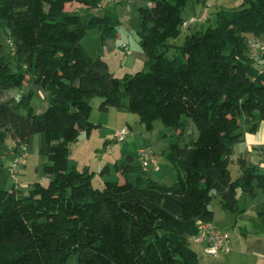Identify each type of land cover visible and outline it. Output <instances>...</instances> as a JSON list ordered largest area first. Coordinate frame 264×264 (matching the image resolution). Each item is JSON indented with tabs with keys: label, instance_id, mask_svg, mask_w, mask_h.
Returning <instances> with one entry per match:
<instances>
[{
	"label": "trees",
	"instance_id": "trees-1",
	"mask_svg": "<svg viewBox=\"0 0 264 264\" xmlns=\"http://www.w3.org/2000/svg\"><path fill=\"white\" fill-rule=\"evenodd\" d=\"M101 1L0 0V30L15 46L0 55V145L12 137L14 160L40 135L50 179L28 190L0 188V264H198L190 237L214 222L213 199L239 212V189L264 191V167L234 158L244 131L264 123V51L254 55L246 37L264 36V0L218 12L216 25L188 33L173 58L170 41L183 32L190 0H150L139 7L138 30L149 60L122 77L105 70L104 41L119 33L111 15L96 12ZM69 3L85 11L66 10ZM30 82L46 92L45 111L34 108L32 90L17 104L2 99L4 90ZM96 96L100 111L134 113L147 131L160 122L182 137L194 121L197 138L168 149L179 171L173 184L139 176L94 187L95 171L70 167L71 144L101 125L91 119ZM233 161L242 171L237 178ZM132 169L125 166L126 178ZM259 216L264 221V204Z\"/></svg>",
	"mask_w": 264,
	"mask_h": 264
},
{
	"label": "rangeland",
	"instance_id": "rangeland-1",
	"mask_svg": "<svg viewBox=\"0 0 264 264\" xmlns=\"http://www.w3.org/2000/svg\"><path fill=\"white\" fill-rule=\"evenodd\" d=\"M102 2L103 4H105V6L101 8L99 3L98 7L96 8V12L100 14L107 13L111 15L114 18L115 22L117 21L116 29L119 33V37H121L123 41L127 42L130 47H134V45H137V42L140 39V34L138 33V30H141L142 28V19L139 13V7L147 6L150 0H130L123 3H116V1L110 0H102ZM242 2L243 0H205L203 2H198L197 0H190L188 2V5L183 9V18L187 20L192 17H195L198 20L205 8L209 7L207 17L208 20H198L190 27L183 26V32L181 36H179L177 39L170 41V43L172 42L173 45L169 48V51L167 53L168 56L170 58H173L175 56L180 55L181 52L179 47L184 43L187 33H192L197 30H205L209 25H216V18L218 16V12L222 10L233 11L236 9H240ZM81 7L82 6L77 3L66 4V10L69 11H80ZM84 11L85 10H81V12ZM246 37L249 39L250 48L252 47L253 51L256 48H261L262 43H264V36L254 37L251 33H248L246 34ZM9 39L10 38L7 32H5L3 29L0 30V55H10L12 54V52H15L13 51V48L15 46H10ZM261 40H263V42ZM255 45L256 48H254ZM103 54V60L106 66H108V68H106L105 70L111 71L120 77L124 76L125 71L121 67V55H115L109 50L105 51V53ZM29 89L30 88L27 85H24L21 88L18 87L11 88L9 90H4L2 93V99L4 101H8L10 104H17L21 97L24 94L28 93L27 91H29ZM39 98L40 97L38 96L35 97L36 104H33L37 112H39ZM89 102L93 106V112L91 117L92 121L96 124L101 125L99 128L93 130L92 137L88 138L86 134V136L81 138L79 143L71 144V151L69 155L70 167H76V169H78L79 171H82L84 168L88 167L90 171H95L96 175L93 177L94 187H103L106 181H117L119 183H123L128 179L131 182L135 183L137 182L139 176L152 178L154 177L155 179V176L153 175L152 171L158 166L161 167V171L159 172V174L163 178L165 177L163 180L156 179L160 183L171 185L178 179L179 171L176 165L168 159V149L173 143L178 142L181 146H184L191 137L194 139L195 136L189 133L188 135L179 138L177 137V134L173 129L169 127L167 128L163 124L160 128L156 127L152 131H147L144 126L141 125L138 115L125 111L126 115L129 116L128 119L129 123L132 126V130L130 128V134L125 141H112V147L109 146L108 149L110 150L113 147H118V151H120L119 149L125 147L127 149V152L126 154L121 156V160L118 161V166L116 165V159L113 158V160L110 162L108 156L104 158V161L106 162L101 163V156L107 153L103 143L105 142V138L110 133L109 127L114 126L116 124V116L113 111H100V97H92L89 99ZM19 112L23 115L26 114V110L24 108H20ZM132 116L133 118H135L133 119V121H131ZM124 119H126V117ZM124 119L121 120L122 124L125 123ZM190 121L194 123L193 120L190 119ZM140 126H143V129H141V131L139 130ZM248 131L250 130L248 129ZM244 133L246 136L245 131ZM134 135L135 137H133ZM256 135L257 136L255 138L264 141L263 129L259 131ZM38 136L39 139L37 143V152H34L33 150V142L31 143V145H27V149L23 150L21 154V156L24 157V160L21 161L24 166L20 168L19 173H17L15 177L10 172V167L13 160L12 158H14V156L12 157V154L9 153L10 148L7 144L0 145V188L9 189L12 186V183H16L17 186L22 184V182L32 184L35 181H40L41 178L37 177H46V173L43 168L44 164L48 161V158L47 156H44L40 153L41 137L40 135ZM10 143L13 142L10 141ZM145 147L152 148L153 152L156 154L157 157V164L152 163L149 166H143L142 161L140 159L139 150ZM129 156L133 159L131 160ZM243 156L248 157L249 161L252 163H258V161L260 160L264 162V153L263 155H260V153L250 154L248 152H244ZM117 158H120V156H117ZM99 162L100 168H98L97 166ZM128 164H130L133 169L129 172V178H126L125 174L123 173V170ZM107 165L110 167L109 172L102 173V169ZM230 170L234 178H237L241 175L240 165L237 162H233L230 164ZM23 189L28 190L29 187H25ZM258 192L259 193L257 196H251L248 193H245L241 189H239V208H245V210L243 212L229 213L233 214V219L230 220V222L228 223H222L224 224L222 225L223 229L225 228L229 232L231 240L233 236L238 233L237 230H239V226L242 227L243 231L251 233L254 228H257L261 225L263 219L259 216V210L260 207L263 205L262 203H264V191L258 190ZM217 206H219V196L215 197L212 201V207ZM235 219L237 223L236 225H239L237 227H235L234 225ZM256 223H259L260 225ZM263 225L264 223L262 224V228H264ZM73 261L74 260L72 259L70 261V264H74Z\"/></svg>",
	"mask_w": 264,
	"mask_h": 264
},
{
	"label": "crops",
	"instance_id": "crops-1",
	"mask_svg": "<svg viewBox=\"0 0 264 264\" xmlns=\"http://www.w3.org/2000/svg\"><path fill=\"white\" fill-rule=\"evenodd\" d=\"M139 42H140V39L137 42V45H134V47H130L127 42L123 41L122 38L119 37V34H118L115 38H109V39L104 41L103 53H105V51L109 50L111 53H113L115 55H121V57H122L121 67L125 71L124 74L134 73L136 71L141 70L145 66L146 62L149 60L148 55L143 51ZM124 44L128 45L127 50L122 48V46ZM172 45H173V43L171 44V46ZM103 56H104V54H103ZM27 86L30 88L29 91L32 90L34 92L33 104H36L35 97H37V96L40 97L39 98V104H40L39 105V112L45 111L48 107L46 92L39 85L35 84L34 82H30L29 84H27ZM29 91H27V92H29ZM110 111H113V113L116 116V124L114 126L109 127L110 133L108 136H110V137L107 136L105 138V142L103 143L107 153H105L101 156V159H102L101 163L106 162V161H104L105 160L104 158H106L108 156L110 162L113 160V158L116 159V165L118 166L119 165L118 161L121 160V156L126 154L127 149L125 147H123V148L119 149L120 151H118V147H113L110 150L108 149V147L109 146L112 147L111 143H112V141H114V134H115V130L117 128L128 126L132 130V126L129 123V119H128L129 116L126 115L125 111H121V110L116 109V108H111L108 112H110ZM125 117H126V119H124ZM122 119H124V122H125L124 124L121 123ZM133 119H135V118H133V116H132L131 121H133ZM161 125L162 124L160 122H157L155 125V128L156 127L160 128ZM142 127L143 126H140V129H139L140 131H141V129H143ZM262 129L264 130V123H261L259 129L256 132H250V131H248V129L245 130L246 136L244 135V137H245L244 141L239 143L235 147V155H234L235 159H237L239 157H243V158H246L248 165L255 164V165H259L261 168L264 167L263 166L264 163L261 160L258 161V163L257 162L252 163L249 161L248 157L243 156L244 152H248L250 154L260 153V155H263V153H264V141H262L261 139L255 138L257 136L256 134L259 131H261ZM189 133H191V135L195 136V138L193 139L191 137L186 143L195 140L196 136H198L197 127L193 122L190 121V119L187 122V128H186L184 136L188 135ZM92 135H93V132L90 135H87V137L90 138V137H92ZM84 136H86V132L81 133L79 140L76 143H79L81 138H83ZM38 137H39L38 135H34L28 144V146H29L33 142L34 152H37V150H38V146H37L38 139H39ZM133 137H135V135ZM177 137H179L178 134H177ZM179 138H181V137H179ZM263 140H264V138H263ZM10 141H12L13 143H10ZM5 144H7L8 147L10 148L9 153H11L12 157H13L14 154L11 151V147H13L15 145V142L10 135H8L6 137ZM117 156H120V158H117ZM27 161H28V159H27ZM233 162L236 163L237 161H233ZM97 166H98V168H100V162L98 163ZM160 171H161V167L158 166V167H156V169H153L152 173L155 176V179L163 180L165 177L163 178L159 174ZM241 173H242V171H241ZM129 176L130 175L128 174L127 178H129ZM37 178H41L40 182L43 183L44 185H47L49 183V180H50L47 176L46 177L42 176V177H37ZM13 184L14 183H12V185ZM30 185L31 184L30 183L28 184L27 182H22V184H20L18 186L16 184V186L20 187V188L29 187ZM262 204H264V203H262ZM213 208L215 211L214 222L216 224H218V226H220L221 228H223L222 225H224L222 223H224V222L228 223V222H230V220L233 219V217H234L233 214H229V213H236V212H228V211L224 210L221 207L220 201H219V206L213 207ZM244 210H245V208L240 209L239 212H243ZM263 223H264V221H262L261 225L259 223H256V224H259L260 226L257 228H254L251 233H247V232L242 230L241 226L236 225L237 223H236V219H235L234 225H235V227L239 226L240 231L237 230L238 233L235 234L231 240L232 250L229 252H221L216 256H210V255L206 254V252H205L206 243L205 242L204 243L203 242L202 243H196L192 240L193 236L190 237L191 245L195 249V251L198 253V257H199L198 264H264V228H262ZM225 230H227V229H225Z\"/></svg>",
	"mask_w": 264,
	"mask_h": 264
},
{
	"label": "built area",
	"instance_id": "built-area-1",
	"mask_svg": "<svg viewBox=\"0 0 264 264\" xmlns=\"http://www.w3.org/2000/svg\"><path fill=\"white\" fill-rule=\"evenodd\" d=\"M110 1H122V0H110ZM103 6H105V4H103V2L101 1L100 7L103 8ZM208 11H209V7H206L198 20L206 21L208 17ZM198 20L195 17H192L190 19L185 20L183 22V25L189 27ZM9 43L10 46L14 47V43L11 39H9ZM123 47L125 49L128 48L126 44H124ZM254 48H256V45L254 46ZM260 49L261 51L262 50L264 51V43H262ZM257 51L259 50L255 49L253 51V54L254 55L258 54ZM129 134H130V130L128 127L117 128L114 134V141L116 142L125 141L126 138L129 136ZM139 154L143 166H149L152 163L157 164V157L153 153L150 147L141 148L139 150ZM22 160H24V157L20 156L17 159L15 158L12 162V165L10 167V172L14 177L19 172L20 166L22 165L21 163ZM192 240L196 243L205 242L207 244L205 248V252L210 256H216L223 251L225 252L230 251L232 246L229 232L211 221L202 222L198 234L194 235L192 237Z\"/></svg>",
	"mask_w": 264,
	"mask_h": 264
}]
</instances>
